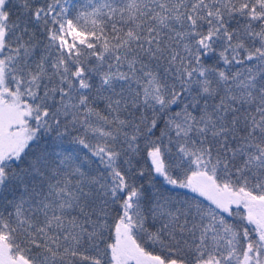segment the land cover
<instances>
[{
    "label": "snow or ice",
    "instance_id": "6c2138e0",
    "mask_svg": "<svg viewBox=\"0 0 264 264\" xmlns=\"http://www.w3.org/2000/svg\"><path fill=\"white\" fill-rule=\"evenodd\" d=\"M0 264H264V0H0Z\"/></svg>",
    "mask_w": 264,
    "mask_h": 264
}]
</instances>
